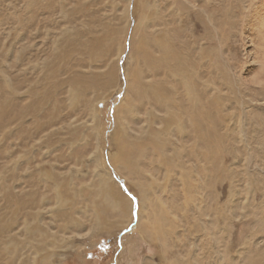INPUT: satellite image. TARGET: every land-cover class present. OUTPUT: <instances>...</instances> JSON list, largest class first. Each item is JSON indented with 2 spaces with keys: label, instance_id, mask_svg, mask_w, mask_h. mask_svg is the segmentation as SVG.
Segmentation results:
<instances>
[{
  "label": "rangeland",
  "instance_id": "374dc122",
  "mask_svg": "<svg viewBox=\"0 0 264 264\" xmlns=\"http://www.w3.org/2000/svg\"><path fill=\"white\" fill-rule=\"evenodd\" d=\"M262 1L235 0L218 27L209 16H218V0L207 2L213 9L185 0H0V221L17 225L0 233V264H168L173 251L182 253L185 243L172 245L188 226L175 210L186 211L183 171L175 168L170 180L159 165L155 175L129 174L122 159L128 145L152 135L167 133L169 151L181 144L155 105L159 85L168 94L184 90L157 67L163 36L176 48L189 43L193 56L206 48L204 63L222 76L206 89L225 110L218 163L234 180L228 192L242 202L247 179L264 185ZM185 152L179 160L192 157ZM189 173L195 184L197 173ZM117 190L127 207L109 200ZM176 214L170 256L161 261L156 229L160 222L168 234Z\"/></svg>",
  "mask_w": 264,
  "mask_h": 264
},
{
  "label": "bare ground",
  "instance_id": "6f19581e",
  "mask_svg": "<svg viewBox=\"0 0 264 264\" xmlns=\"http://www.w3.org/2000/svg\"><path fill=\"white\" fill-rule=\"evenodd\" d=\"M218 1L222 6V10H219L218 16L216 17L215 11L212 12V15L208 14L216 26L223 27L227 23L226 20L228 18H224L225 16L223 15L226 13L225 10H227L225 7L231 8L236 6V3L235 0ZM185 2L193 4L197 8L213 9L207 4V2L212 4V0H185ZM262 2L263 4H260L258 8L253 7L256 8L257 13L262 12L260 10L264 7V0ZM190 14L185 15L189 16ZM178 19L179 21L181 20L180 17ZM174 20L176 19L174 18ZM168 21L170 20L168 19L166 22ZM194 26L195 31L200 28L195 23ZM191 27L193 26L191 25ZM175 28L178 29V27ZM177 42H170V39L166 36L159 39L157 43L159 54L156 57V61L157 67L160 69L163 67L168 75L181 81V84L184 86L183 93L177 91L174 94V91H172V94H168L161 87L162 85H159L160 88L157 89L158 91L155 96V105L162 107L165 113V120L161 119L164 127L166 130H170V128L175 129L172 136L176 135L180 139L177 140V143L181 144L178 145L179 147L174 146L173 150L169 151L168 140L164 139L167 133L160 134L159 140L155 138V135H152L147 140V143H131V145L127 146V151L123 154L124 158H122L125 169L128 170L129 174H137L143 172V169H148V171L150 170L153 173H151L152 175H155V168L159 165L166 171L164 177L168 180L173 176L175 168L183 171L179 181L185 186L186 199L182 206H184L186 211L182 214L180 209L175 208V210L177 214L180 213L179 215H182V219L188 226H185L184 239H177L172 246L175 247L177 243L180 245L185 243V246L182 247V253L178 251L175 254L173 251L174 256H172V260L168 264H264V185L260 184L259 179H247L246 188L248 189L247 193L249 197L239 202L243 198L242 196L241 198L240 196L238 197L239 192L235 195L232 191L228 192L227 190L232 189L234 180L231 177L230 179L225 177L224 169L218 163V161H221L218 155L222 157L223 153V132L221 131V127L224 129L225 110L220 102V97L218 95L212 97L207 93L206 88L209 82L218 88V80L221 77L220 81H222V76L214 74V68L205 64L206 62L204 63L206 61V48L202 49L199 55L193 56L190 53L191 50H189V43L183 44L185 47L180 45L176 48ZM183 47L185 51H183ZM144 51L148 52V50ZM211 54L213 53L211 52ZM146 57L149 58V55L146 54ZM221 83L220 85H222ZM150 116L152 120L156 119L153 114H150ZM178 149L180 150L178 151ZM167 150L169 151L168 153H166ZM186 150L192 151V157L189 159V161L193 160L191 164L189 161L179 160ZM188 154V152L184 153L187 159L190 157ZM187 164L188 166H186ZM189 172L197 173L195 175V184L192 183V176ZM250 176L254 178L259 175L256 176L253 173ZM240 177L238 175L236 178ZM100 179L104 188L114 190L113 187H110L106 177L101 176ZM147 186L150 187L149 184ZM57 190L56 195L58 200L63 201L59 189ZM112 195L108 196L111 203L116 205L123 203L127 207L128 201L118 190L116 192L113 191ZM226 195L228 201L225 209L222 201ZM144 199L147 200L146 198ZM116 201L119 203H116ZM190 204L194 206L195 217L189 216ZM161 212L166 214L164 211ZM177 214L174 220L171 218L173 225L168 234L164 233L166 230L161 227L160 222L159 231L156 229V236L154 238L161 261L170 256L169 254L167 255L166 251L169 246L167 242L170 241V235L176 232L175 225L179 220ZM234 216L238 220L232 222L231 220ZM7 222L5 225L0 221V233L2 235L10 231L11 227L17 226L16 222L10 224L9 220ZM25 228L28 231L29 226L27 222L25 223Z\"/></svg>",
  "mask_w": 264,
  "mask_h": 264
}]
</instances>
